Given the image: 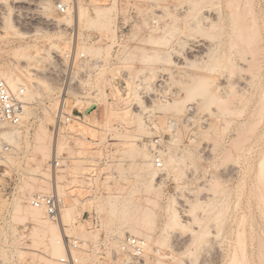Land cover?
<instances>
[{
  "label": "rangeland",
  "instance_id": "rangeland-1",
  "mask_svg": "<svg viewBox=\"0 0 264 264\" xmlns=\"http://www.w3.org/2000/svg\"><path fill=\"white\" fill-rule=\"evenodd\" d=\"M57 1L0 0V13L2 12L3 18L0 20V80L10 77L13 82L17 81L18 84L26 86L27 90H31L27 91L31 105L26 111L22 132H17L19 135L15 133V136L14 130L9 131L14 153L5 177L0 176V230L3 233V248L12 257L14 264H48L44 262L46 259L53 261L50 264H55L59 258L52 259L49 251H46L48 249L43 238L39 239L44 244L38 239L36 242L32 241L30 234L34 224L31 219L25 222L16 219L17 208H21V212L25 214L33 197L56 194L57 187H62L66 194L63 195L65 205L80 201L77 203V212L75 211L70 222L62 223L60 218L61 224L59 221L50 220L45 211L43 215L50 224H60L65 235L70 234L71 239L81 236L84 238L86 235L85 241L92 245L96 243L94 251L91 252L92 263L97 259L107 258L112 259L115 264L120 263L123 255L119 254L117 241L131 235L144 239L146 236L151 237L148 242L151 250L146 257L150 264L159 260L164 264H264V176L263 180L259 178L260 165L264 162V120L253 133L255 136L251 134L252 139L243 146L244 149L242 147L241 151L236 150L234 153L235 148L232 145L243 138H238V133L243 136L240 125L243 123V127L253 118L252 112L264 95V53L261 54L264 49L260 52L261 57L260 54L253 57L251 51H246L243 41L237 40L230 15V0H213L204 4L200 14L204 32L195 30L193 23H186L190 7L188 0H79L89 16L94 15L97 5L110 4L114 8L116 43L109 52L102 53L98 50L106 47L109 34L78 23L76 16L67 21L65 18L68 15H62L56 10ZM244 1L240 0V13H243ZM249 1L254 15L250 18L258 23L259 39L264 48V0ZM156 3L159 4L158 7ZM77 4V0H74L75 9ZM155 15H164V20H160L162 25H170L175 17L185 20L184 23L180 21L183 27L181 34L169 37L170 45L167 43V48L164 47L165 44L156 45L148 41L150 35L160 38L165 36L163 32H147L148 22L156 18ZM55 19L62 23L57 26ZM213 24L219 30H210ZM121 28L124 32L122 38ZM170 47L178 48L179 52L172 53ZM156 50L164 56L167 54L169 59L155 62L153 67L157 70L151 77L146 70L150 64L145 61V57ZM115 52L117 61H112ZM77 53H85L91 59H100L104 65L86 84L81 85V90L87 91L89 98L85 101L71 94L70 98L66 97L60 82L52 80L50 76L52 68L59 69L62 59L72 64ZM24 54L30 57L26 58ZM257 57L262 59V68H259V74L257 72L254 75L248 67ZM78 63L79 59L76 60V65ZM175 66L187 69H172ZM251 74L253 77L259 76L250 79ZM202 80L203 89L197 92V86ZM139 81L143 83L140 85ZM236 95L240 97L237 98ZM212 97L215 101L207 104L208 108L200 106L210 103ZM174 99L183 102V105L181 103L175 109L177 111L160 108L163 101L171 102ZM218 99L220 102H231V105L228 103L230 107H227L230 112L224 109L228 112L225 113L221 109L220 114L217 108L223 101L217 105ZM102 106L120 116L127 112L124 117L130 123L124 125V120L113 118L112 127L115 130L106 135L102 144L97 141L100 138L97 133L99 128L94 123L90 124L95 128L88 125L89 128L83 130L86 132L78 135L72 125L58 127L61 111L73 116V124L77 125L87 120L86 117L83 118L84 115L99 113ZM140 118L147 125L154 122L163 129L153 131L138 142L135 137V121ZM214 125L217 126L214 128ZM41 128L47 131L44 138L48 135L45 139L46 150H41L36 143L37 134L44 133ZM221 128L223 134L219 136ZM90 129L96 134L91 135L93 131ZM239 130L241 131L237 132ZM115 131L119 134L116 135ZM122 133L129 134L128 144L124 145L122 138L118 137ZM82 136L84 140H81ZM155 138L163 140L166 149L171 147L181 158V162L177 164V170H157L158 175L151 190L147 186L146 175L142 179L139 174H133V167L139 162L132 151L141 142L149 144ZM235 138L239 140L235 141ZM81 141L86 146L79 144ZM216 146L219 148H215ZM123 147L128 150L125 154L119 151ZM230 151L233 153L230 160L223 159ZM46 153H49V157ZM44 154L48 160L44 159ZM191 154V158L186 157ZM55 158L61 162V166L55 167ZM118 164L123 167L121 171L117 169ZM74 165L82 169L80 177H84L85 182L81 186L73 184L74 174L71 168ZM262 171L264 172V168ZM77 186L81 189L76 188ZM117 188L124 189V196L138 206V211L134 212L136 214L129 221H123L124 223H119L115 216H108L106 212L98 210L93 200V196L106 198L112 190H118ZM175 212L178 222L168 223L171 220L168 217L172 218ZM95 215L99 219L97 227L92 226ZM106 218L114 223L112 230L104 228ZM95 233L98 234L97 237H94ZM108 236L114 237L108 247L109 256L106 246L101 244ZM81 238L79 239L83 240Z\"/></svg>",
  "mask_w": 264,
  "mask_h": 264
},
{
  "label": "bare ground",
  "instance_id": "bare-ground-1",
  "mask_svg": "<svg viewBox=\"0 0 264 264\" xmlns=\"http://www.w3.org/2000/svg\"><path fill=\"white\" fill-rule=\"evenodd\" d=\"M154 1H156V0H154ZM211 1H213V0H188V2L190 3V5H188V6H190L189 7V12H188V16H186L187 17V19H186V23L187 24H189V25H191L192 23V25L195 27V30L197 29V30H199L200 32H201V30H203L202 29V25H203V23L201 22V19H200V14H201V10L203 9V7H204V4L205 3H209V2H211ZM30 2V1H29ZM76 2V1H75ZM77 2H78V4H77V8L75 9V7L73 6V7H71L70 8V10H69V13L67 14L68 16L65 18V19H67V21H70L72 18H73V16H76L77 18L76 19H78V23H83V25L85 24L86 26H90L91 28H93V29H95L96 31H99V32H102V33H108L109 34V38H108V44L106 45V47L104 46V47H101L98 51H100L101 53L104 51H106V52H109V50L112 48V45L114 44V43H116V33H117V30H116V25H115V22H114V8L112 7V6H110V4L109 5H104L103 4V6H101V5H97V6H95V8H94V15L93 16H89V15H87V13H86V11H85V9H84V7H83V4H81V2L79 1V0H77ZM157 2V1H156ZM159 2V1H158ZM112 3V2H111ZM227 3V2H226ZM114 4H115V2H114ZM114 4H112V5H114ZM229 4H230V7H232V11L230 12L231 14V17H232V21H233V23H234V25H235V27H234V31L233 32H235L236 34H237V37H238V39L237 40H240V41H243V43L245 44H243L244 45V47L246 48V51H248V52H250L251 51V53H253V57H254V55H259L260 54V52L261 51H263V45H261V42H260V37H259V33H260V31L258 30V28H259V26H257L258 25V23L256 22V20H252L251 18H250V16L252 15L253 17H254V15H253V11H252V9H251V7H250V1L249 0H245L244 1V9H243V13H240L239 11V7L241 6L240 4V0H230L229 1ZM73 5V4H72ZM156 7H158V5L159 4H157L156 3ZM206 5V4H205ZM19 6H21V5H19ZM23 6V5H22ZM21 6V7H22ZM39 7V6H38ZM18 8V7H17ZM160 8V7H159ZM166 8H167V6H166ZM25 9H26V7H25ZM19 10H20V8H19ZM22 10V9H21ZM3 11V10H2ZM151 12V11H150ZM75 13V15H73ZM166 14V13H165ZM6 15V14H5ZM153 15V14H152ZM259 15V14H258ZM7 16V15H6ZM156 16V15H155ZM158 19H160L161 21H163L164 19V15H161V16H156ZM166 17V16H165ZM261 17V16H260ZM1 19H3L2 18V12L0 13V20ZM64 19V20H65ZM251 19V20H250ZM56 20V19H55ZM55 20H54V22H55ZM174 20V22H172V23H170V25H168V24H164V25H162L161 24V26L159 27V28H157L156 27V29H153L152 30V32H153V34H156V33H158V32H163L164 34H165V36L164 37H155V36H153V35H150L149 37V43H151V44H156V45H162V44H165V46L164 47H168L170 44L168 43V42H170V40H168L169 39V37H173V36H175V34H179L180 33V31L182 32V30H183V27H181V24H180V21L181 20H183V19H178V18H174L173 19ZM200 20V21H199ZM202 20H203V18H202ZM206 20H208L207 18H206ZM57 21V23H55L57 26H59L61 23H60V21H58V19L56 20ZM62 21V20H61ZM66 21V22H67ZM185 21V20H184ZM184 21H181L182 23H184ZM204 21H205V19H204ZM85 22V23H84ZM207 22V21H206ZM240 22V23H239ZM68 23V22H67ZM174 23V24H173ZM239 23V24H238ZM69 24V23H68ZM187 24H185V26L187 25ZM190 27H192V26H190ZM193 27V28H194ZM4 28V27H3ZM211 28L213 29V31H215V29H218L217 27H216V25L215 24H213V25H211L210 26V30H211ZM194 30V29H193ZM219 30V29H218ZM37 31V30H36ZM203 32H204V30H203ZM219 32V31H218ZM36 33V32H35ZM216 33V32H215ZM181 34V33H180ZM211 34H212V32H211ZM103 36H105V35H103ZM153 36V37H152ZM179 36V35H178ZM182 36V35H181ZM236 37V38H237ZM170 38V39H171ZM235 38V37H234ZM187 40H189V39H187ZM236 40V39H235ZM180 41V40H179ZM240 41H239V44H240ZM105 42V41H104ZM230 42V41H229ZM169 45H168V44ZM231 43V42H230ZM105 44V43H104ZM167 44V45H166ZM238 44V43H237ZM57 46V45H56ZM238 46V45H237ZM236 46V47H237ZM242 46V45H241ZM174 47H176V45L174 46ZM182 47V46H181ZM171 48V47H170ZM98 49V48H97ZM172 49V48H171ZM239 49V48H238ZM248 49V50H247ZM37 50V49H36ZM60 50V49H59ZM85 50V49H84ZM196 50H198V49H196ZM41 51V50H40ZM55 51H56V48H55ZM79 51V50H78ZM92 51V50H91ZM97 51V50H96ZM174 51H178V48L176 49V48H173L172 49V53L174 52ZM212 51V50H211ZM38 52V51H37ZM179 52V51H178ZM223 52V51H222ZM100 53V54H101ZM175 53V52H174ZM235 53V52H234ZM246 53V52H245ZM262 53H264V52H261V54ZM78 54V53H77ZM80 54V53H79ZM78 54V55H79ZM261 54L259 55V57H261ZM25 56H26V58H29L28 57V55H26V54H24ZM24 55L22 56V57H24ZM102 55V54H101ZM213 55V54H212ZM226 55V54H225ZM264 55V54H263ZM166 56H167V54H166ZM166 56H164L162 53H160V51H158V50H156L153 54H151V55H149V56H147V57H145L146 59H145V61L146 62H148L149 64H150V66L149 67H147L146 68V70H147V72L150 74V76L151 77H153L154 76V73H156V70L157 69H154V67H153V65H154V63L155 62H160V61H167L169 58H167ZM255 56V57H256ZM169 57V56H168ZM236 57V56H235ZM251 57V56H250ZM262 57H264V56H262ZM220 58V57H219ZM250 59V58H249ZM253 58H251V60H252ZM128 60V59H127ZM242 60V59H241ZM262 60V59H261ZM261 60H259V58L257 57V58H255L254 60H253V62H252V64H250L249 65V67H248V65H247V67L250 69L251 68V70H252V73L255 75L258 71L260 72V69L262 68L261 67V65H260V62L262 63V61ZM216 61V60H215ZM248 61H250V60H248ZM128 62V61H127ZM241 62V61H240ZM218 63V62H217ZM231 63V62H230ZM235 63V62H234ZM147 64V63H146ZM148 65V64H147ZM187 65V64H186ZM185 65V66H186ZM187 67V66H186ZM186 67H181V68H178V67H173L172 69H174V70H179V69H184V71L188 68H186ZM233 67H235V66H233ZM261 67V68H260ZM196 68V67H195ZM260 68V69H259ZM206 69H208V68H206ZM218 69V68H217ZM160 70V69H159ZM248 70V69H247ZM141 71H143V70H141ZM145 71V70H144ZM160 71H162V69L160 70ZM21 72V71H20ZM177 72V71H176ZM179 72V71H178ZM192 72V71H191ZM225 72V71H224ZM223 72V73H224ZM228 72V71H227ZM251 72V71H250ZM259 72H258V74H259ZM190 74V73H189ZM247 74H248V72H247ZM242 75V74H241ZM2 76V75H1ZM192 76V75H191ZM248 76H250L249 74H248ZM259 76V75H258ZM257 76V77H258ZM193 77V76H192ZM226 77V76H225ZM256 76L255 77H253L252 76V74H251V77H250V79L251 78H257ZM252 79V80H253ZM4 80L11 86V88H13V89H16L17 88V86L19 85L18 83H17V81L16 82H13L12 80H11V78L9 77H5L4 78ZM31 80V79H30ZM235 80V79H234ZM249 80V79H248ZM252 80H250V81H252ZM24 81V80H23ZM237 81V80H236ZM239 81V80H238ZM246 81V80H245ZM255 81V80H254ZM32 82H34V81H32ZM244 82V81H243ZM246 82H249V81H246ZM204 85V83H203V80H202V82H199V85L197 86V92H200V90H201V88L203 87V85ZM253 84H255V83H253ZM229 85V84H228ZM243 85V84H242ZM245 85H250V84H245ZM205 87V86H204ZM234 87V86H233ZM37 88V87H36ZM196 88V87H195ZM244 88V87H243ZM246 88V87H245ZM26 89H27V87H26ZM203 89V88H202ZM205 89V88H204ZM231 89V88H230ZM240 89V88H239ZM258 89V88H257ZM256 89V90H257ZM222 90V89H221ZM27 91H31L30 90V88H28V90ZM232 91V90H231ZM192 92H194V91H192ZM250 92V91H249ZM28 93V92H27ZM196 93V92H195ZM201 93L203 94V91H201ZM205 93H207V92H205ZM230 93V92H229ZM235 93V92H234ZM264 93V92H263ZM255 94V93H254ZM204 96H205V94H204ZM234 96V95H233ZM239 96V95H238ZM238 96L236 95V97L238 98ZM32 97V96H31ZM235 97V98H236ZM240 97V96H239ZM258 97H259V95H258ZM264 95L262 96V98H260L261 100H259L260 102L259 103H257V107H256V109H255V111L254 112H252V119L251 118H249V122H247V120L245 121V125H243V127L240 125V128L239 129H241V130H239V131H237V132H242L243 133V136L241 135L240 136V133H238L237 135L239 136H237L236 135V137H238L239 139H241V137H243L242 139H241V141L239 140H237V138H235L236 140L235 141H238V142H235V141H232V142H235V144H232L233 146H234V148H235V150L233 151L234 153H235V151L236 150H239V151H241V149H242V147L248 142V140L250 139H252V136H251V134H253V133H255V130H257V128H258V126L261 124V122L264 120ZM213 99L212 100H210V103H204L203 104V106L202 105H200L202 108L203 107H206V108H208L207 107V104H211V102H213V101H215V99H214V97H212ZM217 98V97H216ZM220 98V97H219ZM236 98V99H237ZM243 98V97H242ZM241 98V99H242ZM245 98V97H244ZM254 98V97H253ZM31 99V98H30ZM233 99V98H232ZM240 99V98H239ZM204 100V99H203ZM206 100V99H205ZM220 99H218V100H216V101H219ZM248 100H250V99H248ZM65 101H67V99L65 100ZM223 101V100H222ZM221 101V102H222ZM239 101V100H238ZM245 101V100H244ZM197 102V101H196ZM208 102V101H207ZM221 102L219 101V103L218 102H216L217 103V105H219V104H221ZM223 102H225V105H224V103ZM222 102V104H221V106H222V108H221V106H218L219 108H217L218 109V111L220 112V114H221V109H227L229 112H230V110L227 108L228 106L230 107V105H231V102L230 101H223ZM181 103H182V105H183V102L179 99V100H172L171 102H169V101H163V106L162 107H160L161 109H164V110H167L168 111V109L170 110H175L176 108L178 109V107L181 105ZM185 103V102H184ZM228 103H230V105L228 104ZM239 103H240V101H239ZM252 103V102H251ZM192 104V103H191ZM212 104H214V103H212ZM226 104H228L227 106H226ZM105 105V104H104ZM158 105V104H157ZM209 106V105H208ZM223 106L225 107V108H223ZM103 107V106H102ZM108 107H106V106H104L101 110H99L100 112L98 113H93L92 115L91 114H86V115H84V117L83 118H85L86 117V121H82V122H79V123H77V125H76V123H75V125L74 124H72V127H73V130H74V132L76 133V135H78L79 133H81V132H83V130H86L87 128H89V126H93V125H91L92 123H94V125H96L97 127L96 128H99V129H97V133L99 134V136H100V138L97 140V141H100L99 143H101V142H104V140H105V137H106V135L109 133V132H113L115 129L112 127V123H113V121H114V119L113 118H117V120L119 119V121H120V119L123 121H125L124 123V125H126V124H130L128 121H127V119H126V117H124V116H126L127 115V112H123L122 113V116H120V114L118 115V113L117 112H115V111H113L112 113L111 112H109V110L107 109ZM205 108V109H206ZM63 109V108H62ZM181 109V108H180ZM183 109H184V106H183ZM183 109H181L182 111H183ZM200 109V108H199ZM253 109V108H252ZM152 110H154V109H152ZM152 110H150L151 112H153ZM222 110V111H223ZM111 111V110H110ZM175 111H177V110H175ZM186 111V110H185ZM225 111V110H224ZM223 111V112H224ZM232 111V110H231ZM62 112V111H61ZM178 112H180V111H178ZM65 113V112H64ZM67 113V112H66ZM116 113V114H115ZM225 113H228L227 111H225ZM244 113V112H243ZM68 114V113H67ZM224 116H225V114L224 113H222ZM241 114H242V111H241ZM248 114V113H247ZM234 114H232V116H233ZM251 115V114H250ZM120 116V117H119ZM211 116V115H210ZM218 116V115H217ZM240 116V115H239ZM139 117H141V116H139ZM195 117V116H194ZM248 117H249V115H248ZM137 118H138V116H137ZM187 118V117H186ZM191 119L193 118V117H190ZM139 119V118H138ZM75 120V119H74ZM82 120V119H81ZM190 120V119H189ZM245 120V119H244ZM226 121V120H225ZM78 122V121H77ZM193 122V121H192ZM227 122V121H226ZM91 123V124H90ZM240 124V123H239ZM89 125V126H88ZM135 125H136V129H137V133L135 134V137L136 138H138V142L139 141H141L142 140V138L143 137H145V136H149V135H151L152 133H153V131H155V132H157V131H159V130H161V129H163V127H161V125H158L157 123H150L149 125H147V124H145V123H143L142 122V120H141V118H140V120H138V121H135ZM222 125V124H221ZM262 125V124H261ZM260 125V126H261ZM88 126V127H87ZM162 126H164V125H162ZM217 126V125H216ZM215 125H214V128L216 127ZM207 127V126H206ZM222 127V126H221ZM93 128H95L94 126H93ZM92 128V129H93ZM126 128H128V127H126ZM211 128V127H210ZM227 128V127H226ZM260 128V127H259ZM43 128H41V130H42ZM92 129H90V130H92ZM40 130V131H41ZM72 130V129H71ZM209 130H211V129H209ZM221 130H222V128L220 129V134H219V136L220 135H222L223 134V132H221ZM228 130V129H227ZM43 131V130H42ZM93 132L92 133H90L91 135H95L96 133L94 132V130H92ZM207 131H208V129H207ZM224 131V130H223ZM260 131V130H259ZM44 133L41 135L40 133H42V132H40V133H38L37 134V136H36V143H37V146L39 145L40 147V149L42 150L43 148H44V150H46L45 149V147H47L46 146V137L48 136V135H45L46 137L44 138V134L47 132H45V131H43ZM86 132V131H85ZM85 132H83V133H85ZM88 132H90L89 131V129L87 130V133ZM217 133H218V131H216ZM236 132V131H235ZM257 133H258V131H256ZM128 133V132H127ZM194 133V132H193ZM89 134V133H88ZM88 134H86V135H88ZM115 134H116V131H115ZM119 134V133H118ZM118 134H116V135H118ZM263 134V133H262ZM129 134H125V133H122V134H120L118 137H121L122 138V142L124 143V145L125 144H128L129 143V141L127 140V138L129 137L128 136ZM254 135V134H253ZM90 136V135H89ZM219 136H216V137H219ZM250 136H251V138H250ZM255 136V135H254ZM50 137V136H49ZM85 137V136H84ZM93 137V136H92ZM212 137V136H211ZM261 138V137H260ZM81 139V138H80ZM85 139H86V137H85ZM214 139V138H213ZM81 140H84L83 139V136H82V139ZM234 140V139H233ZM87 141V140H86ZM89 141V140H88ZM216 141V140H215ZM218 141H220L219 139H218ZM218 141H216V142H218ZM222 141V140H221ZM220 141V142H221ZM61 142V141H60ZM60 142H59V145H60ZM82 142H84V141H81V142H79V144L81 143V144H84V143H82ZM92 142V141H91ZM90 142V143H91ZM210 142V141H209ZM219 142V143H220ZM86 143H88V142H86ZM94 143V142H93ZM214 143V142H213ZM219 143L217 144V143H215V145L217 144V145H219ZM251 143V142H250ZM76 144V143H75ZM89 144V143H88ZM87 144V145H88ZM102 144V143H101ZM193 144V143H192ZM229 144V143H228ZM58 145V146H59ZM63 145V144H62ZM85 145V144H84ZM123 145V146H124ZM214 145V146H215ZM230 145V144H229ZM232 145H231V147H232ZM248 145H249V143H248ZM57 146V148H58V150L57 151H59L60 149V146L58 147ZM79 146V145H78ZM86 146V145H85ZM220 146V145H219ZM190 147V146H189ZM211 147V146H210ZM212 147H213V145H212ZM212 147H211V149H212ZM218 146H216L215 148H217ZM246 147V146H245ZM48 148H49V146H48ZM57 148H55V149H57ZM63 148V147H62ZM61 148V149H62ZM80 148V147H79ZM81 148L83 149V146H81ZM85 148V147H84ZM219 148V147H218ZM217 148V149H218ZM233 147H232V149H234ZM166 149V147H164V149H163V151L161 152V157H162V159H163V161H164V165H165V167H164V169L163 170H170V168H172V169H176L177 170V168H176V166H177V164L179 163V161L181 160V158H179L178 157V155L174 152V150L171 148V147H167V149ZM210 149V150H211ZM214 149V148H213ZM212 149V150H213ZM243 149H244V147H243ZM43 150V151H44ZM135 151H132V152H135V155H134V153H133V155L135 156V157H137V160H138V164H137V166L135 165V168L133 167V174H135V175H137V174H139V176L143 179L144 177L143 176H145L146 175V183H147V186H148V188L149 189H153L154 188V182H155V179L157 178V175H158V172H157V169L155 168V166H154V163H153V161H152V155H151V152H150V149H149V145L147 144V143H145V142H141V144H139V146H138V148L136 149H134ZM185 150V149H184ZM231 150V149H230ZM247 150V149H246ZM119 151H121L123 154H125L126 153V151H128L126 148H124L123 147V149L121 148V149H119ZM189 151V150H188ZM47 152V151H46ZM85 152H86V150H85ZM42 153V152H41ZM45 153V152H44ZM101 153V152H100ZM184 153V152H183ZM237 154H238V152H236ZM43 154V153H42ZM122 154V155H123ZM185 154V153H184ZM187 154V153H186ZM233 153L230 151V152H227L226 153V155H225V158H223V159H228V160H230L229 158H231L233 155H232ZM45 155V154H44ZM46 155H47V157H49L48 155H49V153L47 154L46 153ZM46 155L44 156L45 158L44 159H47L46 158ZM245 155V154H244ZM185 156V155H184ZM183 156V157H184ZM190 156V155H189ZM189 156H187L186 155V157H188V158H191L192 157V154H191V156L189 157ZM205 156V155H204ZM207 156V155H206ZM218 156V155H217ZM186 157H185V159H186ZM187 158V159H188ZM233 159V158H232ZM231 159V160H232ZM48 160V159H47ZM227 160V161H228ZM262 160H264V159H262ZM259 161V160H258ZM120 162V161H119ZM181 162V161H180ZM260 162V161H259ZM120 163H122V162H120ZM213 163V162H212ZM194 164V163H193ZM232 164V163H231ZM84 164L82 163L81 164V166H83ZM72 166V165H71ZM80 166V167H81ZM134 166V165H133ZM121 165H117V169L118 170H122L121 169ZM123 168V167H122ZM260 168H261V170H260V173H259V178L261 179V180H263V176L264 175H262L264 172L262 171L263 170V168H264V162L262 161L261 162V165H260ZM220 169V168H219ZM253 169V168H252ZM81 170V171H80ZM71 171L73 172V176H74V181H73V184H79L80 186L83 184V182H85V180H84V177H80V172H82V169L80 168L79 169V166L78 165H74V167L73 168H71ZM137 171H139V172H137ZM212 172H213V170H212ZM263 172V173H262ZM168 173V172H167ZM171 173V172H170ZM170 173H169V175H170ZM223 173V172H222ZM228 173V172H227ZM231 173V172H230ZM121 174V176H122V172L120 173ZM168 175V174H167ZM213 175V174H212ZM232 175V174H231ZM82 176V175H81ZM180 176V175H179ZM247 176V175H246ZM214 177V176H213ZM181 178V177H180ZM233 178V177H232ZM164 179V178H163ZM212 179V178H211ZM221 179V178H220ZM176 180V179H175ZM243 181V180H242ZM222 183H223V181H222ZM244 183V182H243ZM156 187V186H155ZM160 187V186H159ZM213 187V186H212ZM76 188H80V187H76ZM208 188V187H207ZM216 188V187H215ZM81 189V188H80ZM118 189V188H117ZM156 189V191H157V187L155 188ZM57 192H56V194H58L60 197H62L63 198V195L65 196L66 194H65V192L63 193V189H62V187H57ZM110 190V189H109ZM123 190L124 189H118V190H115V191H111L109 194V196L108 197H106V198H103L102 196H93L94 198H93V200H94V202L96 203V207H97V209L98 210H100L101 212H106L107 214H108V216L109 215H111V216H115L117 219H115V223H116V220H117V222H119V223H122L123 221H129L130 219H131V216H134L135 214H134V212H135V210H137V204L136 203H134V201L133 200H130V199H128V198H126L125 196H124V194H123ZM212 190H214V188H212ZM216 190V189H215ZM218 190V189H217ZM216 190V191H217ZM253 190V189H252ZM72 192H73V190H72ZM81 192V191H80ZM69 193V192H68ZM67 193V194H68ZM75 193H76V191H75ZM212 193V192H211ZM221 193V192H220ZM73 194V193H72ZM100 195V194H99ZM262 195H264V194H262ZM70 196V195H69ZM67 197V196H66ZM65 197V198H66ZM263 197V196H262ZM73 199V198H72ZM75 199H77V198H75ZM245 199V198H244ZM262 199H264V198H262ZM69 201V200H68ZM264 201V200H263ZM69 202H71V201H69ZM73 202H74V199H73ZM80 203V201L78 200V201H75V203H73V204H71L70 203V205H63V207H62V210H61V221H62V223L64 222H70L71 221V219L73 220V218H74V214H75V211H76V209H77V203ZM66 203V202H65ZM78 203V204H79ZM69 204V203H68ZM31 205V204H30ZM264 206V205H263ZM197 207V206H196ZM167 209H169V207H167ZM170 209H171V207H170ZM172 210V209H171ZM43 211H45L44 209H37V208H34L33 206H30V207H28V209L26 210V212H25V214H23V212H21V208H17V210H16V219L17 220H20V221H22V222H25V221H27L28 219H31L32 220V222H33V224H34V226H33V228H32V230H31V234H30V238L32 239V241L33 242H36L37 241V239L39 240V242H41L40 241V239L41 238H43L44 239V241H45V244H46V247H47V249L48 250H46V251H49L48 253L50 254V256L52 257V259L53 258H57V257H62V256H64L65 254H66V252H67V239H66V237H69V235L70 234H68V235H65V232L63 231V229L61 228V222H60V224H58V225H54V224H50L48 221H47V217H45L44 215H43ZM138 211V210H137ZM136 211V212H137ZM77 212V211H76ZM183 212V211H182ZM139 213V212H138ZM138 213H137V215H138ZM172 213V212H171ZM191 213V212H190ZM168 214V213H167ZM173 214V213H172ZM176 214H177V212H175L174 213V216H172V218H170L171 216H169L168 217V219H171L168 223H170V222H173L174 224L175 223H177L178 222V217L176 216ZM148 215V214H147ZM149 215H150V213H149ZM171 215V214H170ZM14 216V215H13ZM146 217H149V216H146ZM145 217V219H147ZM105 219V218H104ZM103 219V220H104ZM144 219V220H145ZM143 220V221H144ZM149 220V219H148ZM242 220V219H241ZM168 221V220H167ZM177 221V222H176ZM246 221V220H245ZM58 222V223H59ZM124 223V222H123ZM153 223V222H152ZM152 223H150L151 225H153ZM251 223V222H250ZM113 222H111V221H108L107 220V218H106V220H104V223H103V225L105 226L104 228H107V229H111L112 230V226H113ZM60 225V226H59ZM147 227V226H146ZM260 229V228H259ZM117 232H120V230H117ZM246 232V231H245ZM67 233V232H66ZM2 231L0 230V260H2L5 264H14V262H13V260H12V257H10L8 254H7V252L4 250V248H3V242H2ZM82 234H84V233H82ZM204 234V233H203ZM97 233H95L94 234V237H97ZM22 236H24V235H22ZM79 236V235H78ZM86 236V235H85ZM84 236V238L86 239L87 237H85ZM204 236V235H203ZM82 237V236H81ZM81 237H74L75 239L74 240H76V241H79L80 239L79 238H81ZM198 237V236H197ZM40 238V239H39ZM71 238V237H70ZM84 238L82 237L81 239H83L84 240ZM125 238V237H124ZM124 238L122 239V238H119V241H117L118 243H117V248H118V251H119V254H121V252H122V250H123V248H122V241L124 240ZM143 238V237H142ZM195 238V237H194ZM6 239V238H5ZM113 239H114V237L112 238V237H105L102 241H103V243L105 244V246H106V253L108 254V256H109V251H108V247L109 246H111V244H112V241H113ZM145 240H146V257H147V253L151 250V246H150V244H148V242L151 240V237L150 236H146L145 237ZM242 240V239H241ZM196 241V240H195ZM253 242V241H252ZM41 243H43L44 244V242H41ZM45 246V245H44ZM94 246H96V243L94 244ZM263 246V245H262ZM94 249H95V247H93ZM93 248L92 249H89V250H87V252H82V253H80V261H81V264H90V263H92L93 262V258H92V256H91V252L92 251H94L93 250ZM243 249V248H242ZM244 251V250H243ZM245 253V252H244ZM20 254V253H19ZM245 255V254H244ZM252 255V254H251ZM49 256V255H48ZM47 257V256H46ZM50 257V258H51ZM253 257V256H252ZM59 258H57V259H59ZM244 258H245V256H244ZM56 259V260H57ZM44 261V260H43ZM45 263H48V264H50V260H45L44 261ZM252 262V261H251ZM51 263H53V261L51 262ZM55 263V262H54ZM246 263V262H245ZM37 264V263H36ZM92 264H115L114 262H113V260L112 259H109L108 261H100V260H96L94 263H92ZM117 264H129V259H128V257L127 256H122V261L120 262V263H117ZM147 264H150L149 263V261H147ZM155 264H164L162 261H157ZM247 264V263H246Z\"/></svg>",
  "mask_w": 264,
  "mask_h": 264
},
{
  "label": "built area",
  "instance_id": "built-area-1",
  "mask_svg": "<svg viewBox=\"0 0 264 264\" xmlns=\"http://www.w3.org/2000/svg\"><path fill=\"white\" fill-rule=\"evenodd\" d=\"M74 0H58L56 2V10L62 15H67ZM161 26L160 19L152 18L148 22L147 32H152L153 29ZM124 37L123 29H120V38ZM118 47V46H117ZM118 52V48L116 50ZM115 52L112 61H117ZM69 58V56H68ZM79 59L78 65L76 60ZM59 69L52 68L50 72L51 79H56L60 82L65 96H77L79 100H88L87 91L81 90V85L86 84L94 75L103 67V61L100 59H91L85 53H80L74 56L72 64L66 63L64 59L59 64ZM77 66V67H76ZM161 81V80H160ZM140 85L142 81L138 82ZM85 94V95H84ZM86 97V98H85ZM70 98V97H69ZM66 100V99H65ZM64 100V101H65ZM74 101L76 99H73ZM31 105L28 99L26 86L19 84L16 89L5 81L0 80V176L5 177L6 169L11 165L10 158L14 153L12 138L9 134L10 130L15 133L22 132L25 124L26 111ZM74 117L61 112L58 117V127L71 126L74 123ZM18 134V133H17ZM19 135V134H18ZM15 136H17L15 134ZM149 149L152 155V161L158 171L164 169V161L161 157V152L164 149V142L159 138L150 141ZM55 167L61 166V162L55 158ZM31 206L37 209H44L47 216L52 221H59L61 218V210L65 204V200L57 194L52 195H37L30 200ZM99 219L95 215L92 219V226L97 227ZM67 239V252L64 256L56 260L55 264H81L80 253L95 247L89 241H76L70 237ZM102 245H105L103 242ZM146 240L142 237L126 236L122 241V255L127 256L129 264H147L146 261ZM94 250V248H93ZM100 261H108L100 259ZM0 264H5L0 260Z\"/></svg>",
  "mask_w": 264,
  "mask_h": 264
}]
</instances>
